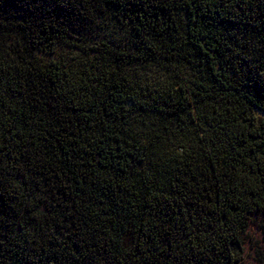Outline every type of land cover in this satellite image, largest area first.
<instances>
[{"label":"trees","instance_id":"trees-1","mask_svg":"<svg viewBox=\"0 0 264 264\" xmlns=\"http://www.w3.org/2000/svg\"><path fill=\"white\" fill-rule=\"evenodd\" d=\"M258 114L264 0H0V264L263 263Z\"/></svg>","mask_w":264,"mask_h":264},{"label":"rangeland","instance_id":"rangeland-1","mask_svg":"<svg viewBox=\"0 0 264 264\" xmlns=\"http://www.w3.org/2000/svg\"><path fill=\"white\" fill-rule=\"evenodd\" d=\"M259 117L264 119V115L263 114H258ZM249 236L251 237L250 239H252L254 242H256V244L252 241L250 243V241H246L245 247H244V256H243V260H244V264H264L257 261V257H256V250L257 249H261L262 246V237L261 234L258 232V230H256L255 227H251L249 230ZM262 251V249H261Z\"/></svg>","mask_w":264,"mask_h":264}]
</instances>
